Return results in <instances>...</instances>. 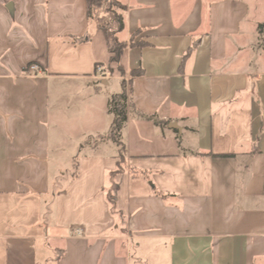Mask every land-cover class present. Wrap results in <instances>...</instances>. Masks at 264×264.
Masks as SVG:
<instances>
[{
    "label": "crops",
    "instance_id": "obj_1",
    "mask_svg": "<svg viewBox=\"0 0 264 264\" xmlns=\"http://www.w3.org/2000/svg\"><path fill=\"white\" fill-rule=\"evenodd\" d=\"M116 1L117 39L143 44L123 74L85 0H0V264H264V0ZM111 79L128 90L121 161ZM64 105L96 123L68 130ZM84 135L70 155L63 136Z\"/></svg>",
    "mask_w": 264,
    "mask_h": 264
},
{
    "label": "trees",
    "instance_id": "obj_2",
    "mask_svg": "<svg viewBox=\"0 0 264 264\" xmlns=\"http://www.w3.org/2000/svg\"><path fill=\"white\" fill-rule=\"evenodd\" d=\"M86 2V16L89 21L94 23L97 30L103 32L106 43L107 50L110 54V62L114 63L117 67V70L120 74H123V69L120 65V58L123 51L126 48L133 47H141L143 46L140 42H134L135 36L138 32L134 33L128 42H121L117 39L116 34L123 30V17L122 13L125 11V7L118 3L116 0H85ZM109 8H117L120 12L115 14L112 19L104 21L107 17L106 14L109 12ZM108 10L106 12V10ZM258 34L261 35L264 30V22L258 25ZM88 39L89 36H86ZM76 42L84 41L85 38L82 39H74ZM193 44L188 50L189 54L194 47ZM100 65H97L98 67ZM141 70H135L130 73L132 77L139 76L141 74ZM128 90L125 81L121 83V90L119 93L111 95L107 101V112L108 114L113 116V120L110 127L109 138L112 142H114L120 151L119 161L123 159V144L121 143V131L126 123L127 114H128ZM152 120V119H151ZM154 124H158L154 122ZM233 155H220V158H228ZM121 172L120 165L113 172L109 173L110 178H115L117 174ZM116 193L117 186L112 183L111 188L107 194V203L109 206V212L112 216L117 217L118 219L122 218L120 213L116 210Z\"/></svg>",
    "mask_w": 264,
    "mask_h": 264
},
{
    "label": "rangeland",
    "instance_id": "obj_3",
    "mask_svg": "<svg viewBox=\"0 0 264 264\" xmlns=\"http://www.w3.org/2000/svg\"><path fill=\"white\" fill-rule=\"evenodd\" d=\"M107 11L108 10H106V12ZM119 12L120 11L117 8H109V12H108V14H106L107 18L104 21H106V22H108L107 20L110 21V19H112V17ZM106 72H107V77H111V73L108 70ZM126 86H127V83H126ZM120 90H121V83L119 81L111 79L110 80V91H109L110 96L119 93ZM71 98L72 97H70L68 99L69 102H70ZM65 101H66V99H65ZM65 101H64V104H65ZM68 106H69V104H68ZM82 118H84V117H82ZM82 118H81V115L73 113V111L69 112L68 108H65V105L63 106V108L61 109V113L59 114V121L63 127L64 126L67 127L68 130H70V129L77 130L76 129V127H77L84 133L87 130V125L92 124V123L94 124L96 122L93 121V119H90V121H88V122H84V120ZM107 119L112 121L113 116L110 114H107ZM108 124H110V123H108V120H107V126H108ZM63 137H64V140H62V141L67 142V143H69V141H73L72 143H74V145L64 147L65 149L68 150L70 155L77 154L79 152L81 154H86L89 150L91 151V147H93V145L97 139V137H94V139H91V138L87 137L86 135H84L83 137H81V139H78L77 141L69 140L68 136H63ZM98 139H100V138H98ZM183 139L184 140L188 139V141H190L192 138H191V136H188V137L184 136ZM51 165H53V163H51ZM56 166L57 167L60 166L59 169H64L65 171H68V172H66V176L68 179V177L70 175L71 166L74 167V163L73 162H64V163L62 162V163H56ZM67 179L66 178L61 179L60 184H63Z\"/></svg>",
    "mask_w": 264,
    "mask_h": 264
},
{
    "label": "built area",
    "instance_id": "obj_4",
    "mask_svg": "<svg viewBox=\"0 0 264 264\" xmlns=\"http://www.w3.org/2000/svg\"><path fill=\"white\" fill-rule=\"evenodd\" d=\"M28 70L31 72V73H36L38 72V68L35 66V65H32V66H29L28 67ZM96 72L98 74H101L102 73V69L100 67H96Z\"/></svg>",
    "mask_w": 264,
    "mask_h": 264
}]
</instances>
